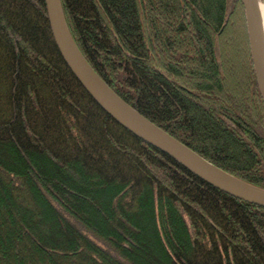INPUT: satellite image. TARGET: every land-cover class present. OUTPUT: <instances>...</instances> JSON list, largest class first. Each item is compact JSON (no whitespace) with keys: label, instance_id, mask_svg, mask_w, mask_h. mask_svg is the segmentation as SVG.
I'll use <instances>...</instances> for the list:
<instances>
[{"label":"trees","instance_id":"16d2710c","mask_svg":"<svg viewBox=\"0 0 264 264\" xmlns=\"http://www.w3.org/2000/svg\"><path fill=\"white\" fill-rule=\"evenodd\" d=\"M134 109L264 189V104L242 0H59ZM0 264H264V207L108 115L61 59L42 0H0Z\"/></svg>","mask_w":264,"mask_h":264},{"label":"water","instance_id":"95a60500","mask_svg":"<svg viewBox=\"0 0 264 264\" xmlns=\"http://www.w3.org/2000/svg\"><path fill=\"white\" fill-rule=\"evenodd\" d=\"M55 47L73 75L94 101L132 134L166 154L207 184L264 207V189L209 162L134 109L95 72L75 44L62 16L59 0H42ZM250 54L264 104V35L260 0H242Z\"/></svg>","mask_w":264,"mask_h":264},{"label":"bare ground","instance_id":"6f19581e","mask_svg":"<svg viewBox=\"0 0 264 264\" xmlns=\"http://www.w3.org/2000/svg\"><path fill=\"white\" fill-rule=\"evenodd\" d=\"M260 13H261V22L263 28V35H264V2L260 0Z\"/></svg>","mask_w":264,"mask_h":264},{"label":"rangeland","instance_id":"374dc122","mask_svg":"<svg viewBox=\"0 0 264 264\" xmlns=\"http://www.w3.org/2000/svg\"><path fill=\"white\" fill-rule=\"evenodd\" d=\"M261 1H263V2H264V0H261Z\"/></svg>","mask_w":264,"mask_h":264}]
</instances>
